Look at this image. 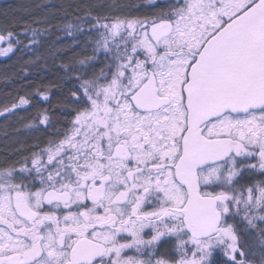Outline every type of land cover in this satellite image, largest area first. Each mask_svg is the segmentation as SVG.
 <instances>
[{
  "label": "snow or ice",
  "instance_id": "obj_1",
  "mask_svg": "<svg viewBox=\"0 0 264 264\" xmlns=\"http://www.w3.org/2000/svg\"><path fill=\"white\" fill-rule=\"evenodd\" d=\"M138 7L48 5L38 28L27 6L0 13V57L53 29L51 56L65 36L92 51L59 64L76 81L62 130L0 159V264H264V0ZM40 126L50 109L24 125Z\"/></svg>",
  "mask_w": 264,
  "mask_h": 264
},
{
  "label": "trees",
  "instance_id": "obj_2",
  "mask_svg": "<svg viewBox=\"0 0 264 264\" xmlns=\"http://www.w3.org/2000/svg\"><path fill=\"white\" fill-rule=\"evenodd\" d=\"M143 0H117L118 3L127 5H138L142 7L141 3ZM113 0H0V13L5 10L11 12L17 6H27L31 12V15L24 13L22 10L16 12V16L22 21H26L31 24L32 27H46L43 23H34V19L43 17L46 14L47 6L52 5V11H55L56 7L61 4H109ZM37 4L45 5L43 8H36ZM97 13H104L108 11L106 7H97L94 9ZM49 18L53 23L62 18L57 14L56 16H51ZM3 17L0 16V21ZM23 25L18 26L15 30L19 33ZM53 29V32L49 36L40 37L41 43L39 45H28L29 34H21L20 38L24 42V45H28L23 52L19 50V47L15 49V56L12 60L8 62L0 63V109L5 105H8L10 101L8 98L10 96H20L22 92L28 87L34 86L28 83H76L74 79H63L65 76L64 70L59 67L60 62H68L69 58L73 61L83 58L85 55H91V47L89 46L86 50L83 44V37H78L77 39L81 41L79 44L72 45L71 37H63L57 42L58 45L66 46V51L58 53L56 57L50 55V45L58 35ZM55 47V46H53ZM28 48L33 49L29 51ZM41 57L40 60H36V56ZM101 55V54H100ZM99 55L94 61L95 70L102 65L99 61ZM34 61V63H33ZM41 65H45L41 67ZM91 71V69L89 70ZM41 85H35L36 88ZM52 89H56L58 92H53L52 97L56 98L53 101L55 105L58 100H61L63 95L66 93L64 90L67 89L66 85H51ZM59 97V99L57 98ZM26 113L21 112L17 118H9L6 114L0 117V159L9 153L15 154V150L21 151L24 144V138L21 134L15 132L17 122L24 117ZM7 131L8 135L5 136L4 132Z\"/></svg>",
  "mask_w": 264,
  "mask_h": 264
},
{
  "label": "flooded vegetation",
  "instance_id": "obj_3",
  "mask_svg": "<svg viewBox=\"0 0 264 264\" xmlns=\"http://www.w3.org/2000/svg\"><path fill=\"white\" fill-rule=\"evenodd\" d=\"M165 3V0H157L155 5H152L149 3V0H145L142 1L141 5L142 7H138L137 8H133L132 9V13L134 15H140V16H144V15H151L153 13V11L156 10V8L162 6ZM101 54V55H100ZM99 54V61L102 63V65H100L96 70H98L100 67L103 66L104 63V54L100 53ZM28 84H32L34 86L28 87L27 89H25L22 92V95H25L27 97L30 98V100L32 101L30 106H23L20 109H16L15 111V115H9L10 118H17L18 115L23 112L26 113L24 115V117H21V120L19 122H17V128L19 129V131H15L19 134H21L23 136V140H24V144L21 148V151L19 152L20 155H26L28 154V151L31 150L32 145L39 142L41 144H43L44 141H46L47 137L50 134H54L56 132L57 129L62 130V126L65 122V118H69L67 116L66 112H62L61 109L59 107H55L53 108V101L56 100V98L52 97V93L53 92H58L56 89H52L51 85L52 84H56V85H66L67 89L64 90V92L67 94L68 90L73 88V86L75 85V83H28ZM35 85H41L40 87L36 88ZM36 89H39L40 91H45L47 90V94L49 96V99L47 101L43 100L40 96L35 95L34 92ZM19 96H10L8 98V101L10 105L14 99L18 100ZM59 99V97H57ZM45 108H48L51 110L52 116H53V127L52 128H46L44 126H40V130L36 131L34 129H28L25 128L24 125L27 124L34 115H36V113L39 110H43ZM12 159H18L19 155L13 154L11 156ZM148 231V230H146Z\"/></svg>",
  "mask_w": 264,
  "mask_h": 264
},
{
  "label": "rangeland",
  "instance_id": "obj_4",
  "mask_svg": "<svg viewBox=\"0 0 264 264\" xmlns=\"http://www.w3.org/2000/svg\"><path fill=\"white\" fill-rule=\"evenodd\" d=\"M145 1V0H143ZM157 1V0H156ZM5 45L3 44L1 47H4ZM92 53V51H91ZM15 54V49L13 53H9L7 57H0V63L8 62V60H12L14 58Z\"/></svg>",
  "mask_w": 264,
  "mask_h": 264
},
{
  "label": "water",
  "instance_id": "obj_5",
  "mask_svg": "<svg viewBox=\"0 0 264 264\" xmlns=\"http://www.w3.org/2000/svg\"><path fill=\"white\" fill-rule=\"evenodd\" d=\"M3 45V43H0V47Z\"/></svg>",
  "mask_w": 264,
  "mask_h": 264
}]
</instances>
